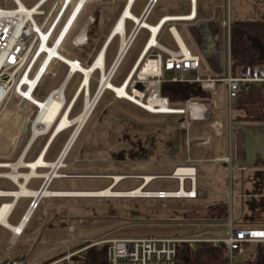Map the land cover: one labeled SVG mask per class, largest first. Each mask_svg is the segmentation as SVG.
Listing matches in <instances>:
<instances>
[{"label":"rangeland","instance_id":"rangeland-1","mask_svg":"<svg viewBox=\"0 0 264 264\" xmlns=\"http://www.w3.org/2000/svg\"><path fill=\"white\" fill-rule=\"evenodd\" d=\"M23 2L33 4L36 0H23ZM124 3L125 1L122 0L117 1L116 7L113 9L114 15L109 22L103 25L108 11L106 4L101 13L95 17V22L88 31L83 47L78 50L73 49V41L69 40L61 50V54L65 57H71L73 51L80 54V56L75 54L78 59H83V56L89 53L88 63L90 64L112 31L114 22ZM144 4V0H137L132 10L133 14L139 16ZM49 6L50 3L45 8L47 9ZM189 9L188 1L162 0L156 5L148 19V23L155 25L158 19L165 14H186ZM198 9L199 15L196 21L188 24L189 26L176 25V29L188 49L193 53L202 54L201 72L199 74L192 72L190 76L204 77L212 73H223L226 70L227 36L222 21L226 18H229L231 22L264 20V0H199ZM88 14H96L93 6L86 8L82 19L84 20ZM82 19L80 23L83 21ZM209 23L217 24L220 28L218 51H212L215 44L212 39H207V36L204 35L205 26ZM126 26V30L129 31L132 27L131 22H126ZM167 30L164 32L163 41L170 42ZM148 35L146 30L140 31L115 74L112 82L114 85L118 86L123 82L140 54ZM119 43L118 38L113 41L109 49L107 66L112 64ZM153 53L151 52V54ZM54 70L58 76H46L43 79L35 96L37 99L43 101L42 99L52 89L58 87L67 68L63 64L55 63ZM99 78V71L91 77L90 87L94 89V92L91 93L92 95L89 94L88 97L92 99L95 96ZM80 79L81 76L77 74L69 83L65 92L67 100H70L77 87L79 88ZM218 88L220 93L214 96V101H207L206 105L211 112L210 121L213 123V128H217L216 134L221 137L214 136L216 139L214 141L222 149L217 155L222 156L225 152L224 135L219 128L226 124V113L224 111L223 85L219 84ZM194 90L195 92L199 90L198 84L195 85ZM86 97V93L80 95L74 107L73 115H79L82 112ZM15 104L16 101L10 102L9 105H5L4 111L3 109L0 111V114L2 111L4 112L0 118V152L2 153L4 151V153H8L7 150L10 148L7 140L3 141L5 139L3 134L6 129L10 132L24 130V127L20 128V124L18 125L20 118H24L23 124L25 125L27 115L33 116L35 113V110L30 106L18 110ZM171 105L175 107L183 106L181 103L173 102H171ZM92 113L79 134L77 142L71 147V152L69 151V155L67 154L65 157L66 166L64 165L59 171L64 176L52 184L51 190L58 188L100 190L114 182L112 175L129 176L120 181L114 188L117 190H132L144 183L141 175L167 174L171 173L176 165L188 164L186 163L188 135L180 125L181 118L179 115L149 113L127 99L117 98L109 90L104 92ZM209 122L195 123L190 135L192 137L200 134L209 135L203 130ZM240 123L250 127L259 124L254 128L256 132L264 126L263 123ZM27 128L21 147L24 146L31 134V125L29 124ZM75 129L76 127L73 126L64 131L58 137V141L66 145ZM19 136L20 134L14 135L11 140L15 141ZM6 138H9V136ZM46 139L47 136L39 138L29 154L28 160L35 158ZM218 139L220 142H217ZM234 144L238 155L243 156L245 152L244 135L239 130L235 135ZM190 146L193 148L198 145L191 142ZM192 164L199 171V186L209 192L207 198L76 197L63 200L53 199V205L64 204V215L62 218L52 221L59 228L61 236L70 240L69 245L73 250L83 248L80 246L89 242L85 246V250H87L89 247L94 246L91 244L117 237H222L226 233V227L222 225L197 226L192 223L201 220L205 223L222 224L229 218L230 211L233 213L234 218H237L242 211V207L243 216L236 221L235 226L264 228V162H261L260 166L258 165L260 169L254 168L252 171L245 173H232L229 171L227 164L209 160H197ZM242 182L245 193L243 197L241 195ZM38 183L36 182V185ZM177 187V181L174 179L157 178L152 181L150 186L147 187L146 185L145 190H176ZM186 187L189 188V183ZM0 188L14 189L15 186L7 180L0 179ZM230 190L235 193V196L229 195ZM47 201L44 200L40 209L34 213L25 234L17 241L16 245L12 246L10 255L20 258L30 254L36 255V253H40L41 256L56 254V248L58 249L61 242L58 235L56 238L50 237V239L45 230L51 217L43 214V208L48 207L50 209L52 207V204L49 205ZM27 202L28 200L25 198L20 199L13 216L9 220L10 224L16 225L18 223ZM211 202H214L213 206H211ZM232 205H234V209H231ZM209 207H213L215 210H211ZM68 225L74 227L73 232L67 230ZM9 236L10 233L0 226V249L8 245ZM102 244L105 243L96 245ZM64 247L60 251L64 252L67 245L64 244ZM253 249L249 245L245 249V253L234 264L251 263L254 257L251 253ZM82 252L79 254H82ZM66 262V264H69L68 261Z\"/></svg>","mask_w":264,"mask_h":264},{"label":"built area","instance_id":"built-area-1","mask_svg":"<svg viewBox=\"0 0 264 264\" xmlns=\"http://www.w3.org/2000/svg\"><path fill=\"white\" fill-rule=\"evenodd\" d=\"M117 1L120 0H36L35 3L31 4L24 3L23 0H0V111L8 102L12 100V98H17V105L19 108H24L27 104H30L35 110L33 116L27 115L26 117L24 127L27 128V126L30 124L31 134L28 136L24 146L21 147L24 134L27 132L28 128L26 131H23L15 141L13 140L11 147L9 146L11 148L10 155L0 156V179L7 180L15 186L14 189L0 188V199H2V201H0V215L3 212V215L0 216V226L8 228L11 232L8 249H10L15 244L17 239L22 236L32 215L39 208L41 199L46 196L43 194L38 197L24 193H18V195L15 194L16 192H21L22 185L27 187L29 181L32 179V177H34L30 176L28 179H26L25 176L28 173L25 172L24 169H28L30 173L31 168L29 166L23 165V161H29L27 160V155L30 151L32 143L38 137L50 136L55 124L60 117L59 114L46 133L39 134L34 139H32L33 126L37 116L41 112V107L37 104V102L28 98L27 93L35 97L43 79L46 76H58L57 72L54 70V64H63L66 66L67 70L61 83L58 85V87L52 89L50 93L42 100L46 101L49 97H51L63 87L62 95L64 97L62 111L66 108L77 91L76 89L70 100H67L65 95L66 89L71 80L77 74L81 76V82L83 73L79 70L72 72L71 65L65 62L60 56H58V54H61V50L69 40L73 41V49L78 50L79 45L76 43V39L79 37L86 24L94 17H97L105 8L106 4L108 6V11L105 15L106 19L103 25L109 22V20L114 15L113 9L116 7ZM122 1H125V3L120 14L114 22V26L121 16H123L125 9L129 7V10L132 12L137 0ZM144 1L145 4L142 7L139 16H135L140 21L142 20L143 22H148V19L154 11L156 5L162 0ZM182 1L189 2V12L186 14L176 15L175 17H183L182 15L194 14L193 18L190 20L173 18L172 20L165 21L155 36L158 44L152 45L149 48H147V46L152 37V31L149 28L144 27L142 23L139 24L134 18H125V37L130 40V43L126 52L124 53L123 59L132 47L141 30H146L149 34L140 54L123 80L124 82L125 80L127 81L129 79L126 90L129 94L136 98V100H131L130 98H127V100L138 105L139 107H142L144 110L152 114L179 115L181 118L180 125L188 135V157L186 159V163L188 164L176 166L171 174L155 175L153 178L174 179L177 181V189L160 190L156 193V195L147 193L149 194L147 195V198L196 199L199 196H203V193L196 189L197 169L192 164L195 162V159L190 155V143H209L210 137L209 135L192 137L190 132L192 131L195 123L210 120L211 112L206 105V102L214 101V96L220 93L218 86L219 84H222L226 124L222 125L219 129L222 132L228 130L231 141V133L237 131L239 125H241L240 122L235 121L233 118V110L237 97L241 92L250 90L253 85L258 84L263 85L264 87V63L260 65L233 64L230 46L232 22L229 18H226L222 21V26L224 27L227 36L226 70L220 74L212 73L204 77L190 76V73L192 72H196L198 74L201 72L202 55L194 54L190 51L188 54L183 52L182 47L177 41L172 29L175 28L177 24L189 26L188 24L197 20L199 15V0ZM49 3L50 6L46 9L45 7ZM88 6H93L96 14H88L83 20L82 18ZM164 16L160 17L156 24H160L163 19H165ZM81 19L83 21L80 23ZM128 21L132 24V27L129 31L126 30V22ZM165 28H168V30L173 35V38L177 44L176 49L168 48L160 43L161 35L163 29ZM116 38L119 39L120 43L113 62H115V59L121 52V35H116L111 40V42H113ZM146 48L147 51L144 53ZM151 52L154 53L151 54ZM70 56L71 57L67 58L75 59V52L72 51ZM89 56V53H86V55L83 56V60L80 61L83 66H89L93 61L92 60L90 64L88 63ZM122 61L120 63H122ZM150 63H154V65L157 66V69L149 67L148 70H146V67ZM105 65L106 68L110 67L107 66L106 62ZM120 65L121 64H119L113 73L111 81H113ZM145 70L146 72H144ZM97 71L100 72V70H96L95 72ZM142 72L143 74H141ZM167 80L173 82L197 83L200 85L201 90L207 95L203 98H191L185 101L183 106H172L168 97H165L161 94V85ZM89 90L91 94V87H89ZM135 91H137L138 94H136ZM82 93L85 95L86 91H81L80 95ZM113 93L115 94V92ZM155 96H157L162 101V105L166 106L165 108H162L161 104L155 103L153 104L152 109H149L145 108L144 105L139 104L138 102V100H140L142 103H147L148 105L152 100V97L154 98ZM77 101L74 103L68 116L71 117ZM194 106L199 107V109L197 108L196 110V107ZM68 129L69 128L64 129L59 134ZM212 161L227 164L229 171L232 173H245L253 170V166H240L237 164L233 156V150L231 146L227 153L220 157L212 158ZM181 167L193 169L194 174H186L182 176L177 175L176 172ZM53 177L55 176L50 178L45 177L42 186L38 190L39 193H41L43 188L49 189ZM128 177L129 176H126L123 179ZM187 183H189V188L186 187ZM182 188L187 191L185 195L180 194V190ZM229 195L234 196L232 190L229 191ZM24 197H29L30 202L28 203L18 223L16 225L11 224L13 227H16V229H13L7 226L5 222L10 224V218L12 217L20 199ZM231 209H234V205L231 206ZM235 223L236 220H234L232 217V212L230 211L229 218L226 219L222 224H214L211 222L205 223L201 220L199 222L192 223L196 224L197 226L222 225L226 227V233L222 237H117L109 240L99 241L91 245L100 243L108 244V264H178L177 248L179 244L188 243L190 246H196L202 242H208L216 247L222 246L224 248V255L228 260V264H234V262H236L240 256L245 253V249L249 245H259L264 249V228L239 227L235 226ZM68 231L73 232L74 227L72 225L69 226ZM69 243L70 240L68 238L62 241V245H67V253L59 261L64 260L68 261L69 264H75L73 257L85 250L86 247L78 248L77 250H71ZM0 264H26V262L15 259H1Z\"/></svg>","mask_w":264,"mask_h":264},{"label":"bare ground","instance_id":"bare-ground-1","mask_svg":"<svg viewBox=\"0 0 264 264\" xmlns=\"http://www.w3.org/2000/svg\"><path fill=\"white\" fill-rule=\"evenodd\" d=\"M182 16L183 17L164 16L165 19H163V21L160 24L151 25V24H148L147 22H143L142 20L140 21L129 10V7H128L127 9L124 10L123 16H121V18L117 21V23L113 27L111 34L109 35L106 42L103 44L101 50L94 57L93 61L89 65V67L82 65V63L80 61L83 59L77 58L76 55L80 56V54H78L77 52H75V54H76L75 59H69V58L63 56L62 54H58V56H60L65 62H67L68 64L71 65L72 72L76 71V70L81 71L83 73V78H82L81 84L79 85V88H77V91L75 92L72 100L70 101V103L66 106V108L63 111H62V109H63V97H64L62 95L63 87L61 89H59L56 93H54L51 97H49L46 101H44V100L41 101V100L31 96L29 93H27L28 98L37 102V104L41 107V112L37 116V119H36L35 124L33 126L32 139H34L39 134L46 133L50 129L52 123L55 121V119L58 117L59 114H60V118L58 119L57 123L55 124V126L53 128V131L51 134V136H52L51 141L53 140V138L57 134H59L60 132H62L66 128H70V127L74 126V127H76V129H75V132L72 134V137L70 138L69 142L65 145V147L63 149L64 152L59 157V159L56 160V162L51 163V162L46 161L44 159V154H41L36 160H34L32 162L23 161V165L29 166L31 168V172L26 174V176H25L26 179H28L30 176H40V174L36 172V168L39 166H45V167L51 168L48 173L44 174L45 177L50 178L52 176H55V177H63L64 176L63 174L59 173L58 169H60L61 167H64L65 157L67 156L71 147L74 145L77 138L79 137V134L81 133L82 129L84 128L88 118L92 114V111H93L94 107L96 106L97 102L101 99V97H102L101 94H102L104 89L111 90V91L115 92L116 96L121 98V99L130 98L131 100H136V98L133 97L131 94H129L128 91L126 90L129 79L127 81L125 80L121 85H118V86L114 85L111 81V76L113 75V73L115 72V70L117 69L119 64H121L120 62L122 61L124 53L126 52L128 45L130 43V40H128L127 37H125V18L126 17L134 18L139 24L142 23L144 27H147L152 31V37H151L149 44L147 46V48H149L152 45L158 44L155 36L165 21L172 20L173 18L190 20L191 18H193L194 14L193 15L188 14V15H182ZM94 22H95V17L93 19H91L90 22H88L86 24V26L83 28L81 34L79 35V37L76 39V43L79 45L78 49H80V47H83V45L85 44L88 31H89L90 27L92 26V24H94ZM173 32H174L179 44L181 45L183 52L188 54L189 53L188 49L186 48V45L183 42V40H181V37L179 36L177 30L173 28ZM118 34H120L122 37V42L120 45L121 52H120L119 56L115 59V62H113L109 68H106V65H105L106 50H107L109 44L111 43V40ZM147 48L145 49L144 53L147 51ZM149 67L157 69V66L154 65V63H150L146 67V70H148ZM96 70H100V78L98 81V87L96 89L95 96L92 99L91 97H88L90 94L89 87H90L91 77L94 75ZM146 70L144 72H146ZM141 74H143V72ZM81 91H86V96H87L85 99V103H84V109L82 110V112L79 115L71 118L70 116H68V114H69L71 108L73 107L74 103L78 100ZM135 93L138 94L137 91H135ZM138 102H139V104L144 105L145 108H149V109H152V106L155 103H158L161 105L163 104L162 101L157 96H155L154 98L152 97V100L149 102L148 105H147V103H142L140 100H138ZM165 107H166L165 105H162V108H165ZM194 107H196V106H194ZM197 108L199 109V107H196L195 109L197 110ZM62 112H63V114H62ZM173 112H177V111H173ZM176 174L179 176L186 175V174H194V170L190 169V168L181 167L177 170ZM154 177H155V175H151V174L150 175L149 174L141 175V178H143V180L145 181L146 184H147V182H149ZM112 178L114 179L113 183L115 184V183H119L124 178V176L123 175H112ZM144 187L140 186V187H137V188L132 189V190H117L113 187V185H109L108 187L100 189V190H65V191L64 190L63 191H61V190H59V191L58 190H48V189L43 188L41 193H39L38 191L36 192L34 190L27 188L25 185H22L21 192H16L15 194L18 195V193H24L27 195H34L37 197L40 196L41 194H43V195H45V194H47V195H58V196H85V197H147V195H149L147 193H152V195H156V193H154V192H149V191L145 190ZM186 192L187 191L184 188H182L180 190L181 195H185ZM152 195H150V196H152ZM2 215H3V212L0 216H2ZM5 224L7 226L13 228V229H16V227H13L8 222H5Z\"/></svg>","mask_w":264,"mask_h":264},{"label":"trees","instance_id":"trees-1","mask_svg":"<svg viewBox=\"0 0 264 264\" xmlns=\"http://www.w3.org/2000/svg\"><path fill=\"white\" fill-rule=\"evenodd\" d=\"M217 23V22H216ZM207 39H212L218 51L220 28L217 24L209 23L205 26ZM111 42L106 50L105 61L107 63ZM167 45L176 47L175 42H165ZM231 59L234 65H260L264 63V20H238L231 24L230 34ZM211 51V52H212ZM113 82V81H112ZM197 83L165 81L161 85V94L168 97L170 102L181 103L191 98H203L207 94L203 92L198 84L199 90L195 92ZM93 90V91H92ZM94 89L91 88V93ZM104 95V94H103ZM79 114V113H78ZM93 114V113H92ZM77 114L71 115V117ZM233 118L237 122L263 123L264 124V87L253 85L248 91L239 94L235 101ZM210 121V120H209ZM208 121V122H209ZM213 123L210 121L208 128ZM79 138V137H78ZM78 140V139H77ZM77 142V141H76ZM74 146V145H73ZM72 150V149H71ZM70 150V152H71ZM69 152V153H70ZM69 155V154H68ZM89 242L82 244L85 247ZM254 255L249 264H264V249L259 245H251ZM108 244L94 245L87 250L74 256L75 264H108ZM178 264H228L222 246H213L211 243L202 242L196 246L182 243L177 248Z\"/></svg>","mask_w":264,"mask_h":264},{"label":"crops","instance_id":"crops-1","mask_svg":"<svg viewBox=\"0 0 264 264\" xmlns=\"http://www.w3.org/2000/svg\"><path fill=\"white\" fill-rule=\"evenodd\" d=\"M164 16V15H163ZM165 16H176V15H166L165 14ZM162 17V16H161ZM148 23V22H147ZM148 24H150V23H148ZM152 25V24H151ZM156 25V24H155ZM177 27H175L174 29H176ZM166 29H168V28H165V29H163V32H162V35H161V40H160V43L161 44H163L164 46H166V47H168V48H172V49H176L177 48V44H176V41L174 40V38H173V35L171 34V32L169 31V30H167L168 32H167V34H168V36H169V38H170V40L172 41H174L175 42V44H176V47L175 46H173V45H167V44H165V41H163V38H164V32H165V30ZM177 30V29H176ZM172 31H173V29H172ZM112 32V31H111ZM111 32H110V34H111ZM178 32V31H177ZM109 34V35H110ZM179 34V33H178ZM109 35H108V37H109ZM180 36V35H179ZM108 37H107V39H108ZM176 37V36H175ZM181 37V36H180ZM106 39V40H107ZM177 39V38H176ZM106 40H105V42H106ZM181 40H183L182 38H181ZM178 41V40H177ZM104 42V43H105ZM184 42V41H183ZM185 43V42H184ZM186 45V44H185ZM103 46V45H102ZM181 46V45H180ZM102 48V47H101ZM186 48L188 49V47L186 46ZM101 50V49H100ZM99 50V51H100ZM98 51V52H99ZM190 50L188 49V52H189ZM191 52V51H190ZM193 53V52H192ZM194 54H200V53H198V52H196V53H194ZM200 55H202V54H200ZM114 56H116V53H115V55ZM114 58L115 57H113V59L112 60H114ZM106 62V61H105ZM107 64V63H106ZM89 67V66H88ZM115 77V76H114ZM50 93V92H49ZM48 93V94H49ZM47 94V95H48ZM46 95V96H47ZM45 96V97H46ZM44 97V98H45ZM14 101H16V108L18 109V110H22V109H24V108H26V107H28V106H30V107H32L33 109H34V107L32 106V105H30V104H27L24 108H19V106L17 105V103H18V100H17V98H12V100L10 101L11 103H13ZM10 102H8L7 104H6V106L7 105H9V103ZM6 106L3 108V111H4V109L6 108ZM1 112V114H0V118L2 117V114L4 113V112ZM29 115V114H28ZM23 120H24V118H20V120H19V123H18V125L20 124V128H23L24 127V124H23ZM209 121V120H208ZM208 121H204V122H208ZM203 123V122H202ZM210 123V122H209ZM215 124V123H214ZM209 125V124H208ZM208 125H205L204 126V128H203V130H204V132L205 133H207V134H209V137H210V142L209 143H201V142H194V144L195 145H198V146H194L193 148L190 146V155H191V157L192 158H194L195 159V161H205V160H209V161H212V158H214V157H216V156H220V155H217V153L219 152V151H221L222 149H220V147H218L217 146V143L214 141V140H216L215 138H214V136L216 137V130H217V128H213V126H211L210 128H208ZM257 126V125H256ZM256 126H254V127H252L253 129L256 127ZM24 129H25V127H24ZM24 130L22 129V131H19V132H10V131H8L7 129H6V131H5V133L3 134V137H5V139L3 140L4 142H5V140H7V143H8V145L11 147V144H12V142H13V139L11 140V138L14 136V135H18V134H21L22 132H23ZM239 131H241V130H239ZM236 133H237V131H235ZM235 132H232L231 133V141H230V133L228 132V130L227 131H225V132H223V135H224V150H225V152H224V154L225 153H227L228 151H229V149H230V146L232 147V150H233V156H234V158H235V160H236V162H237V159L239 158V157H244L245 156V152H244V155L243 156H239L238 155V153H237V150H236V146H235V144H234V139H235V135H236V133ZM62 134V133H61ZM61 134H59L58 136H55L54 138H53V140L51 141V137L52 136H47V139H46V141L44 142V144L42 145V147H41V149H40V151L38 152V154L35 156V158H33V159H31V160H29V162H32V161H34V160H36L41 154H44V159L46 160V161H48V162H56V159L58 158V156L60 155V152L62 151V149H64L63 147H64V145H65V143H60L59 141H58V137L61 135ZM9 136V138H6L7 136ZM200 136H206V135H197V136H194V137H200ZM218 136V138H221L219 135H217ZM2 137V136H1ZM42 137V136H41ZM39 138L40 137H38L33 143H32V145H31V148H30V151H29V153H28V155H27V158H28V156H29V154L32 152V150H33V147H34V145L36 144V142L39 140ZM1 140H2V138H1ZM24 140V139H23ZM51 141V142H50ZM217 142H220V140L218 139V141ZM9 151V152H8ZM5 152V151H4ZM2 153V152H0V156H8V155H10V152H11V148H9L8 150H7V152L8 153ZM223 154V155H224ZM206 156H208V157H206ZM28 160V159H27ZM28 162V161H27ZM212 162H214V161H212ZM217 163V162H216ZM258 163V164H257ZM256 164H255V166H253V169L254 168H257V169H260V165H261V161H259V162H257ZM194 165V164H193ZM259 165V166H258ZM176 166H179V165H176ZM175 166V167H176ZM195 166V165H194ZM196 167V166H195ZM62 168V167H61ZM60 168V169H61ZM50 169L51 168H49V167H45V166H39V167H37L36 168V172L37 173H39L40 174V176H34V177H32V179L29 181V183H28V188L29 189H31V190H34V191H38L39 189H40V187L42 186V184H43V182H44V180H45V176H44V174H46V173H48L49 171H50ZM60 169H58V171H60ZM175 169V168H174ZM174 169H173V171H174ZM196 169H197V181H196V189L197 190H199L200 192H202L203 193V196H199L198 198H207L208 196H209V192H207L206 190H203L200 186H199V184H198V174H199V171H198V168L196 167ZM24 171L25 172H27V173H29V170L28 169H24ZM172 171V172H173ZM171 172V173H172ZM171 173H167V174H171ZM42 174V175H41ZM59 179H62V177H53V179H52V182L50 183V186H49V190H51L50 189V187L52 186V184L56 181V180H59ZM157 179V178H156ZM123 180V179H122ZM121 180V181H122ZM153 180H155V179H153ZM152 179L149 181V182H147V184L145 183V181H144V183L142 184V185H140V186H146L147 185V187L148 186H150V184L152 183V181H153ZM36 182H39L37 185H36ZM35 186H37V187H35ZM139 186V187H140ZM145 188V187H144ZM243 182H242V193H241V195H242V197L245 195V193H244V190H243ZM53 190H61V191H65V190H72L71 188H58V189H53ZM160 190H162V189H159V190H147V191H149V192H154V193H157L158 191H160ZM233 192V191H232ZM233 194H234V196H235V193L233 192ZM46 196H44L42 199H41V202H40V204H39V208L35 211V213L40 209V207H41V205L43 204V202H44V200H48L47 202L49 203V205H51L53 202H52V200L53 199H58V200H60V199H70V198H76V197H85V196H58V195H47V194H45ZM25 199H27L28 200V202H27V204H26V207H27V205H28V203L30 202V198L29 197H24ZM198 198H196V199H198ZM155 199V198H154ZM156 199H159V198H156ZM173 199H175V198H173ZM182 199H189V198H182ZM51 200V201H50ZM211 204V206H213L214 205V202H211L210 203ZM242 204H243V201H242ZM63 206H64V204H61L60 203V205H53L52 204V207L49 209L48 207L47 208H43V214L45 215V216H47V215H50V217H51V219H50V221L47 223V225H46V228H45V230H46V232H47V235L49 236V238L51 237V238H56V236L58 235L59 236V240H60V245H59V247H58V249L56 248V254H53V255H43V256H41V254L39 253V254H37L36 253V255L34 254V255H28V256H22V257H20V258H17V257H14V256H12V255H10V252H11V248L10 249H8V245H9V240H10V237H11V232H10V230L8 229V228H5V227H3V226H1L4 230H6L8 233H10V236H9V238H8V245L6 246H3L1 249H0V260L1 259H15V260H22V261H25L26 262V264H66L67 262L66 261H64V260H62V261H59L62 257H64L65 255H66V253H67V247H66V249H65V251L64 252H62V251H60V250H62L63 249V247H64V245H62V241L63 240H65V239H67V238H64V237H62L61 235V232L59 231V228L57 227V225L54 223V221H52V220H54V219H57V218H62L63 217V215H64V211H63ZM26 207H25V209H26ZM211 210L213 209V207H209ZM16 210V209H15ZM213 210H215V209H213ZM25 211V210H24ZM15 212V211H14ZM24 213V212H23ZM14 214V213H13ZM34 215V214H33ZM33 215H32V217H33ZM13 216V215H12ZM22 216V215H21ZM243 216V207H242V211H241V213H240V215L237 217V218H234V216H233V213H232V217L234 218V220H239L241 217ZM32 217H31V219H32ZM11 219V218H10ZM31 219H30V221H29V223L31 222ZM263 222V221H262ZM28 223V224H29ZM28 226V225H27ZM27 226H26V228H25V230H24V232H23V234H22V236L21 237H19L18 239H17V241H19L22 237H23V235L25 234V232H26V229H27ZM69 226H71V225H68V227ZM68 230V229H67ZM50 238V239H51ZM17 241L15 242V245H16V243H17ZM65 248V247H64ZM70 249L71 250H73V248L70 246ZM58 254H60L59 256H58Z\"/></svg>","mask_w":264,"mask_h":264},{"label":"water","instance_id":"water-1","mask_svg":"<svg viewBox=\"0 0 264 264\" xmlns=\"http://www.w3.org/2000/svg\"><path fill=\"white\" fill-rule=\"evenodd\" d=\"M104 91L105 89L101 95H103ZM26 130L27 128L24 129V131ZM238 130H241L244 135L245 156L239 157L237 159V164L240 166H255L259 161L264 162V126L261 127L260 131L256 132L252 127L241 124ZM63 152L64 150L62 153ZM117 184L118 183H112L111 185L115 187Z\"/></svg>","mask_w":264,"mask_h":264},{"label":"flooded vegetation","instance_id":"flooded-vegetation-1","mask_svg":"<svg viewBox=\"0 0 264 264\" xmlns=\"http://www.w3.org/2000/svg\"><path fill=\"white\" fill-rule=\"evenodd\" d=\"M205 35V34H204ZM211 52V51H210ZM207 53V52H206Z\"/></svg>","mask_w":264,"mask_h":264}]
</instances>
